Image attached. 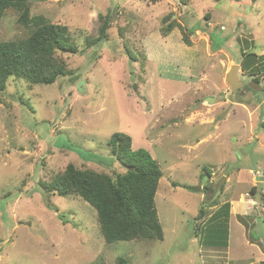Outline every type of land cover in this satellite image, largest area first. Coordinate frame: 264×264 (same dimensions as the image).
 Listing matches in <instances>:
<instances>
[{
    "label": "rangeland",
    "instance_id": "obj_1",
    "mask_svg": "<svg viewBox=\"0 0 264 264\" xmlns=\"http://www.w3.org/2000/svg\"><path fill=\"white\" fill-rule=\"evenodd\" d=\"M107 13L108 38L85 47ZM169 13L196 28L186 31L189 44L180 26L161 34ZM30 14L66 25L77 52L57 53L69 72L53 83L11 77L1 95L0 264H114L118 256L130 264L262 263L264 77L250 81L241 60L244 51L264 55V0H38ZM16 17L4 11L0 40L22 34ZM234 64L238 79L250 81L238 93L225 79ZM115 132L162 171L154 197L161 240L106 243L94 208L40 184L69 162L124 172L108 143ZM227 200L228 245L206 246L200 231Z\"/></svg>",
    "mask_w": 264,
    "mask_h": 264
},
{
    "label": "trees",
    "instance_id": "obj_2",
    "mask_svg": "<svg viewBox=\"0 0 264 264\" xmlns=\"http://www.w3.org/2000/svg\"><path fill=\"white\" fill-rule=\"evenodd\" d=\"M32 1L38 0H0V19L6 9L12 8L17 13V24L24 30L17 38L0 40V100L11 77L22 79L30 85L51 84L58 76L69 72L65 61L57 53L77 52L66 25L52 23L44 15L30 14ZM171 17L169 13L162 18L161 34L167 35L173 27L180 26L182 39L189 44L186 31L192 33L196 28L183 27ZM98 18L100 25L97 35L85 37L87 48L108 38L110 14H99ZM124 48L129 59L137 61L138 54L128 48V43H124ZM263 58L264 55L255 52H243L241 68L254 74L250 80L253 83L259 84L263 80ZM257 93L261 96V93ZM108 143L112 155L124 167V172L111 176L93 169L79 168L69 162L49 181H42L41 186L45 191L57 195L78 196L94 208L100 234L106 243L144 238L161 240L163 230L154 201L162 176L159 164L145 148L133 149L131 138L125 133H113ZM205 172L209 175L210 171L205 169ZM203 187L207 190V187ZM251 191L254 192L255 188L252 187ZM214 204L215 201L208 203L209 206ZM229 208L227 200L210 214L209 221L207 219L200 231V241L204 245L227 247ZM204 212L201 208L195 218L200 219ZM114 264L130 262L126 257L118 256ZM260 264H264V261Z\"/></svg>",
    "mask_w": 264,
    "mask_h": 264
},
{
    "label": "water",
    "instance_id": "obj_3",
    "mask_svg": "<svg viewBox=\"0 0 264 264\" xmlns=\"http://www.w3.org/2000/svg\"><path fill=\"white\" fill-rule=\"evenodd\" d=\"M239 69H240L239 65H237V64L231 65L230 69L228 70V72L226 74L225 79H226V82L228 83V85L231 87L232 92L244 87L245 84H247V82H248V79H243V80L238 79L237 73H238ZM80 86H81V84L78 85L79 88H80ZM210 101L212 102L213 99H211ZM221 182L217 186L216 194H219L221 192Z\"/></svg>",
    "mask_w": 264,
    "mask_h": 264
},
{
    "label": "flooded vegetation",
    "instance_id": "obj_4",
    "mask_svg": "<svg viewBox=\"0 0 264 264\" xmlns=\"http://www.w3.org/2000/svg\"><path fill=\"white\" fill-rule=\"evenodd\" d=\"M248 84H249V81L247 82V84H245L244 88H246V86H247ZM241 89H243V88L238 89L236 92H237V93L240 92Z\"/></svg>",
    "mask_w": 264,
    "mask_h": 264
},
{
    "label": "crops",
    "instance_id": "obj_5",
    "mask_svg": "<svg viewBox=\"0 0 264 264\" xmlns=\"http://www.w3.org/2000/svg\"><path fill=\"white\" fill-rule=\"evenodd\" d=\"M231 209H233V207H231ZM264 255V254H263Z\"/></svg>",
    "mask_w": 264,
    "mask_h": 264
},
{
    "label": "built area",
    "instance_id": "obj_6",
    "mask_svg": "<svg viewBox=\"0 0 264 264\" xmlns=\"http://www.w3.org/2000/svg\"><path fill=\"white\" fill-rule=\"evenodd\" d=\"M253 204H255V202Z\"/></svg>",
    "mask_w": 264,
    "mask_h": 264
}]
</instances>
